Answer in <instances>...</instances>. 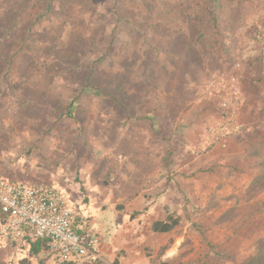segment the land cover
Listing matches in <instances>:
<instances>
[{"label": "rangeland", "instance_id": "rangeland-1", "mask_svg": "<svg viewBox=\"0 0 264 264\" xmlns=\"http://www.w3.org/2000/svg\"><path fill=\"white\" fill-rule=\"evenodd\" d=\"M263 59L264 0H0V176L62 194L103 264H264ZM24 241L0 264H54Z\"/></svg>", "mask_w": 264, "mask_h": 264}, {"label": "built area", "instance_id": "built-area-1", "mask_svg": "<svg viewBox=\"0 0 264 264\" xmlns=\"http://www.w3.org/2000/svg\"><path fill=\"white\" fill-rule=\"evenodd\" d=\"M0 230L15 243L30 237L48 240L57 264L96 263L110 253L100 237L87 230L83 215L69 209L57 190L13 183L0 176Z\"/></svg>", "mask_w": 264, "mask_h": 264}, {"label": "trees", "instance_id": "trees-1", "mask_svg": "<svg viewBox=\"0 0 264 264\" xmlns=\"http://www.w3.org/2000/svg\"><path fill=\"white\" fill-rule=\"evenodd\" d=\"M0 220H3V217L0 215ZM179 225V218L173 214H167L164 221H157L152 224L151 231L156 234H167L173 231ZM28 251L33 257H38L39 255H45V259L53 260L54 264L56 263V257L54 253L50 250V244L48 240H33L30 237H25L24 239ZM122 253L119 252L111 264H119L120 258L119 255ZM38 264H45L44 259H39ZM63 264H103L101 262L90 263V262H65Z\"/></svg>", "mask_w": 264, "mask_h": 264}, {"label": "crops", "instance_id": "crops-1", "mask_svg": "<svg viewBox=\"0 0 264 264\" xmlns=\"http://www.w3.org/2000/svg\"><path fill=\"white\" fill-rule=\"evenodd\" d=\"M264 60V59H263ZM261 73H262V77H263V89H264V65L262 66V68H261ZM260 73V72H259ZM247 81V83H248V80H246ZM22 183V182H21ZM157 207H158V205H156ZM154 209L155 208H153L152 209V212L154 211ZM82 215V214H81ZM165 218L166 217H163V218H159V219H152L151 221H150V223H149V227H150V230H151V227H152V224L154 223V222H157V221H164L165 220ZM172 232V231H171ZM154 234H156V233H154ZM168 234V233H167ZM161 235V234H160ZM104 242V241H103ZM110 244V248H111V251H110V257L112 258L113 257V250H114V246H113V244L112 243H109Z\"/></svg>", "mask_w": 264, "mask_h": 264}]
</instances>
